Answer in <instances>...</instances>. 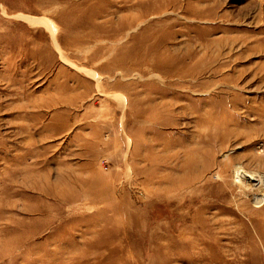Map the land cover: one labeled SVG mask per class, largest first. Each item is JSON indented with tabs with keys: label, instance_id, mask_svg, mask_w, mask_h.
Listing matches in <instances>:
<instances>
[{
	"label": "rangeland",
	"instance_id": "1",
	"mask_svg": "<svg viewBox=\"0 0 264 264\" xmlns=\"http://www.w3.org/2000/svg\"><path fill=\"white\" fill-rule=\"evenodd\" d=\"M264 0H0V264H264Z\"/></svg>",
	"mask_w": 264,
	"mask_h": 264
},
{
	"label": "bare ground",
	"instance_id": "2",
	"mask_svg": "<svg viewBox=\"0 0 264 264\" xmlns=\"http://www.w3.org/2000/svg\"><path fill=\"white\" fill-rule=\"evenodd\" d=\"M242 178L251 185V193H249V195L252 197L255 203L262 202L264 183L261 182L259 176L256 173H243Z\"/></svg>",
	"mask_w": 264,
	"mask_h": 264
}]
</instances>
